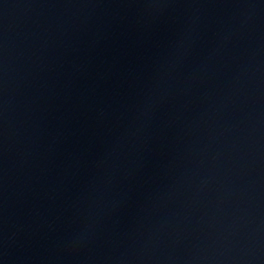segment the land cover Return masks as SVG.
Returning a JSON list of instances; mask_svg holds the SVG:
<instances>
[{
	"label": "water",
	"instance_id": "obj_1",
	"mask_svg": "<svg viewBox=\"0 0 264 264\" xmlns=\"http://www.w3.org/2000/svg\"><path fill=\"white\" fill-rule=\"evenodd\" d=\"M188 264H264V217Z\"/></svg>",
	"mask_w": 264,
	"mask_h": 264
}]
</instances>
